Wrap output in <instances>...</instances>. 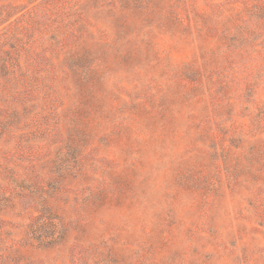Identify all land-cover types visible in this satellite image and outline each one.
Masks as SVG:
<instances>
[{"label":"rangeland","instance_id":"obj_1","mask_svg":"<svg viewBox=\"0 0 264 264\" xmlns=\"http://www.w3.org/2000/svg\"><path fill=\"white\" fill-rule=\"evenodd\" d=\"M0 264H264V0H0Z\"/></svg>","mask_w":264,"mask_h":264}]
</instances>
